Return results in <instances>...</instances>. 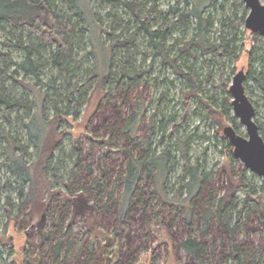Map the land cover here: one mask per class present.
I'll return each mask as SVG.
<instances>
[{
    "label": "rangeland",
    "instance_id": "obj_1",
    "mask_svg": "<svg viewBox=\"0 0 264 264\" xmlns=\"http://www.w3.org/2000/svg\"><path fill=\"white\" fill-rule=\"evenodd\" d=\"M198 1L159 0L155 6L160 14L153 18L152 28L158 25L168 28L170 22L176 20L181 12L195 10ZM153 2H150L148 7H151ZM241 2L243 0L205 1L200 10L204 16L211 17L213 22L212 27L208 28L207 39L216 41L222 34L228 38L234 36L231 30L223 31V25L231 24L241 18L243 13H246L247 17L249 8L244 2L237 10L236 5ZM55 3L61 13H65L72 18V22L79 25L80 33L74 45L69 78H72L73 84L82 83L92 75L93 71L90 72L89 69L95 68L96 64L100 69L98 45L95 44L94 35L77 15V12L81 13L79 8L67 4L64 0H55ZM91 4L99 22L101 45H109L116 40L115 37L123 40L134 34L129 49H118L115 52L112 72L120 77L121 62L124 63L128 59L131 65L137 68L139 75L132 80L126 78L119 84L113 82L94 87L93 82V86L86 91L88 98L83 101L79 111L72 110L63 115L62 127L65 133L50 160L49 173L51 177H56L52 191L55 194V206L67 205L65 213H61L67 226L73 225L69 239L81 236V226L88 230L85 247L94 254V264H189V256L179 242L185 239L191 230L194 237L209 243L211 264H231L232 247L229 237L219 228L214 216L208 222H205L204 216L207 208L215 212L218 200L225 194L229 183L227 168L232 167L236 174L245 172L247 180L254 187L260 188L264 184L262 176L248 169L234 156L230 142L224 134L225 126L229 124L240 134H247L246 127L235 114L233 97L229 90L234 75L244 68L248 74L244 84L256 109L254 119L258 125L263 126L264 135V90L252 75V72H255L259 76L262 68L258 58L264 56V37L246 28V18L239 22L235 27L236 36L233 43L236 57L224 58L223 72L215 61L208 64L207 60H211L212 55L206 54L198 45L194 44L191 51L185 48L189 46L187 43L196 31V17H189L186 29L181 27L171 30V35L163 42V55L156 54L150 38L138 32L132 10L126 9L120 3L109 4L102 0H92ZM1 34L4 38L12 40L16 36L20 37L22 33L14 32L8 27L6 32ZM256 37L259 39L256 40ZM23 38L29 45L31 41L27 33ZM13 43L16 44L17 41L13 40ZM6 50L10 53L11 60L0 63L7 73L3 75L0 72V79L14 95H24L30 101L37 97L38 100L41 96L40 90L47 91L51 80L59 74L49 63V53L43 55V62L47 64L41 70L40 80H36L21 70L19 74H13L18 67L17 63L23 60L25 54L18 48L8 47ZM193 72L198 77L200 96L191 101V111L188 112L186 122L183 91L187 90L190 80L182 73ZM209 72H212L211 80L207 79ZM225 80L228 86L225 85ZM65 81L58 77L56 87L64 90L67 86ZM24 83L30 85V88L25 87ZM48 91L51 105H46V110L47 116L52 117L55 113L52 106L57 104L58 98L52 96L54 89ZM61 94L64 96L66 93L62 91ZM206 99L210 100L213 107L229 110L220 123L206 117L209 112L203 103ZM33 106L37 110L38 106ZM58 106L67 112L68 103H58ZM137 108L142 111L137 118L136 131L132 133L126 129L124 119ZM119 112L122 113L123 121L116 117ZM21 119L23 122L28 120L23 109H16L11 114L10 123L3 109H0V229H6L2 237L6 244L1 252L2 259L5 264H79L74 260L72 253H63L60 260L54 258L47 246L51 227L50 199L45 200L44 204H37L22 197L20 191L27 190V186L19 177L13 175L6 165L10 151L15 149L7 137L16 139L20 146L28 149L26 159L29 162L36 159V149L31 145ZM173 119L177 124L186 123L178 129L177 135L170 137ZM149 143L152 147L157 145L159 150L170 152V172L167 176L164 175L163 179L155 170L151 178L143 177L138 193L141 202L138 205L132 203L136 208L135 212L126 217V224H121L118 218L119 201L124 184L122 180H118V174L127 162L122 148L127 146L140 155L145 153ZM184 153L190 159L191 165H199L200 173L205 178L201 196L198 199L193 197L192 204L196 203L197 208L190 227L186 226L185 210L180 204L185 201L188 192L187 189L179 192L189 179ZM104 169L110 175L107 192L104 197L95 199V194L87 192L84 187L87 183L90 184L94 177L100 178ZM161 192L168 194V197L179 195L175 200L179 205L172 206L167 203L162 199ZM244 194V190L237 193L239 201ZM8 198L12 200L11 218L5 206ZM174 218L177 219L176 223H173ZM257 224V220L253 218L247 226L243 225L235 240L259 246L261 236Z\"/></svg>",
    "mask_w": 264,
    "mask_h": 264
},
{
    "label": "trees",
    "instance_id": "obj_2",
    "mask_svg": "<svg viewBox=\"0 0 264 264\" xmlns=\"http://www.w3.org/2000/svg\"><path fill=\"white\" fill-rule=\"evenodd\" d=\"M64 1L80 9L81 13L77 12V15L86 24L85 27L90 33L94 35L93 39L96 40L95 44L98 45L97 48H99V59L101 60L100 69L97 64L95 68L89 69L90 72L93 71L92 75L82 83L77 82L73 84L72 78H69L74 57V45L80 33L78 23L72 22V18L65 13H61L62 11L55 3V0H0V63L11 60L10 53L6 50L8 47L18 48L24 51L25 56L21 62L17 63L18 67L13 74H19V70H21L26 75H32L36 80H40L41 70L45 64H47L43 62V55L48 52L50 55L49 63L59 73L58 77L66 80L65 82L67 83L64 90L62 88V91L66 93L63 96L61 94V88L56 87L58 77L51 80L52 83L49 89L55 90L52 96H56L58 99L57 104L54 103V106H52L55 110L54 116L49 117L47 116L46 110V105L50 104L49 100L51 98L48 94L49 89L47 91L41 89L40 98L37 100L36 97L33 101H30L29 98H26L24 95H14L4 84V81L0 79V109H3L9 123L10 116L16 109L25 110L28 120L25 122L21 120L27 130L31 145L36 149V159L29 162L26 159L28 149L20 146L16 139L7 137V140L12 143L15 149H10L11 153L8 156L9 162L6 163V165L11 173L19 177L24 185L27 186V190L22 189L20 191L22 197H26L28 201L37 204H44L45 200L47 201L50 199L49 203L51 204V210H49V217L51 219V227L49 229V237L47 238V246L54 254V258L60 260L63 253H65V255L72 253V256L75 258L74 260L79 264H94V254L86 250L85 247L89 231L84 230L81 226L79 229L81 236L77 239H69L73 225L67 226L68 224H66V220H63L64 217L61 213H65L67 205L55 206V194L52 193V191L55 182L54 179H56V177L50 176V160L65 133V129L62 127L63 115H66L72 110L79 111L83 101L88 98L86 91L93 86V82L94 87L105 86L113 82L119 84L126 78L132 80L139 75V72H137L136 67L131 65L128 59L124 63L121 62L122 65L120 70H122V75L120 77H118L117 73L114 74L112 72L114 64L113 56L115 52L118 49L122 51L129 49V45H131L134 39V34L123 40L115 37L116 40L109 45H101L98 30L99 22L91 4L92 0ZM102 1L109 4L120 3L123 4L126 9L132 10L137 23L138 32H142L150 38L156 54L164 55V47H162L164 46L163 42L171 35V30L180 29L181 27L186 29L189 25V17H196V31L193 33L191 40L187 43L189 46L185 48L191 51L194 44L198 45L206 54L212 55L211 60H207L208 64H210L211 61H215L216 65L219 66L222 71L225 67L223 62L224 58L226 56L234 57L236 55L233 47L236 36L235 27L246 18V13H243L241 18H237L231 24L223 25V31L231 30L234 32V36L231 38L222 34L218 40L210 41L207 39V31L208 28L212 27L213 22L211 17L204 16L203 12L200 10L201 6L207 0H199L198 3H196L197 7L195 10L197 9L198 11L192 9L188 12H181L176 20L170 22L171 24H169L168 28H164L161 25L155 26V28L151 26L155 15L160 14L155 6L159 0ZM150 2H153V4L151 7H148ZM243 5V2L236 5L237 10ZM8 27H11L14 32L22 33L21 36H13L14 38L12 40L4 38L1 33L6 32ZM25 33H27L31 41L29 45L24 42L23 37ZM108 33L110 36L112 35L111 32ZM258 39L259 38L256 37V40ZM13 40H16L17 43L14 44ZM250 49L248 51H250ZM102 52H104V55ZM95 56L97 58L96 49ZM126 57H128V55ZM258 59L261 60V71L259 76H257L255 72H252V75H254L253 77H255L264 90V56ZM0 72H2L3 75L7 74L4 72L1 64ZM248 72L251 74L250 68H248ZM182 75L188 76L190 80L187 90L183 91L184 119L187 122L188 114L191 111V101L194 97L200 96L198 94L200 84L194 72L193 74L182 73ZM211 75L212 72H209L207 74V79L211 80ZM222 81L224 83V80ZM20 82L23 83L24 80H20ZM225 85L228 86L226 80ZM24 86L30 88V85L26 83H24ZM228 101L231 103L230 98ZM58 103H68L67 112L62 111ZM203 103L209 110L206 117L218 123H220L221 119L225 118L229 112V110L213 107V104L208 99L204 100ZM33 104L38 106L37 110L34 109ZM141 111V108H137L124 119L126 129L130 130L132 133L136 131L137 118L140 117ZM116 117L118 120L123 121L121 112H119ZM186 122L177 124L175 119L171 120L173 128L170 137H173L172 135H177L178 129L183 127ZM259 129L262 134L263 126L259 125ZM262 136L264 137L263 134ZM229 146L231 152H233L231 143H229ZM122 151L127 157V162L125 167L121 169L118 174V180H122L124 184L122 198L119 201L118 218L121 224H126V217L134 213L136 209L132 206V203L138 205L141 202V197L138 194L140 191L139 183L144 179V176L146 178H151L154 170L157 171L156 173L159 174L161 179L164 178V175L167 176V173L170 172L169 164L171 154L165 149L159 150L157 145L152 147L151 143L147 144L144 150L145 153L140 155L135 154L127 146L122 148ZM184 157L189 179L185 185L179 189V192H181L182 189H187L188 196H186L184 198L185 201L180 204L182 205L181 208L185 210L186 226L190 227L193 221V214L197 208L196 203L192 204L193 197L198 199L199 196H201L205 178L204 175L200 173L199 165H191L190 159L186 153H184ZM228 163L231 164V161ZM227 174L229 183L226 186L225 194L218 200L215 212H212L210 208L206 209V215L204 216L205 222H208V220L214 216L218 222L219 228L229 237L232 247L230 254L232 258L231 264H264V184L260 186V188L254 187L247 180L245 172L236 174L232 167L227 168ZM109 178L110 175L104 169L102 170L100 178L94 177L93 180L90 181V184L87 183L85 185L84 190L86 189L87 192L94 193L95 199L102 198L106 195L108 187L107 181ZM65 184L68 186L67 183ZM243 190L245 191L244 197L239 201L237 193ZM112 196L113 193L110 194V198H112ZM178 198L179 195L176 194L168 197V194L162 193V199L172 206L179 205L175 201ZM11 203L12 200L8 198V203L5 205L10 218L12 209ZM115 204H117V202ZM61 207H64V209ZM144 208L145 210L147 209V207ZM60 213L62 218H60ZM253 218L257 220L258 224L256 226L260 230L261 236L259 246L257 247L248 242L241 243L235 240L236 235L243 225L247 226L249 221H253ZM176 222L177 219L174 218L173 223ZM5 232L6 229H0V264H5L1 254L3 247L5 248L6 245L2 238ZM179 245L189 256V264H211L208 254L209 243L194 237L191 230L188 231L187 237L179 242ZM260 251H262V253H260ZM246 258H248V260H245Z\"/></svg>",
    "mask_w": 264,
    "mask_h": 264
},
{
    "label": "water",
    "instance_id": "obj_3",
    "mask_svg": "<svg viewBox=\"0 0 264 264\" xmlns=\"http://www.w3.org/2000/svg\"><path fill=\"white\" fill-rule=\"evenodd\" d=\"M249 13L245 26L252 32L264 37V2L262 0H243ZM246 73L240 69L233 77L229 87L233 100L232 105L236 116L246 127V136L237 132L233 125L224 128V134L233 146L234 156L257 175L264 178V137L254 119L255 106L250 100L244 81Z\"/></svg>",
    "mask_w": 264,
    "mask_h": 264
},
{
    "label": "flooded vegetation",
    "instance_id": "obj_4",
    "mask_svg": "<svg viewBox=\"0 0 264 264\" xmlns=\"http://www.w3.org/2000/svg\"><path fill=\"white\" fill-rule=\"evenodd\" d=\"M256 34V33H255ZM244 69V68H243ZM244 71H245V69H244ZM245 73H246V78H247V76H248V74H247V72L245 71ZM246 80V79H245ZM245 82V81H244ZM246 88V87H245ZM247 91V90H246ZM250 98V97H249ZM251 100V99H250ZM252 101V100H251ZM255 114H256V109H255ZM230 125V124H229ZM259 126V125H258ZM234 127V126H233ZM235 128V127H234ZM236 129V128H235ZM237 130V129H236ZM238 132V131H237ZM239 133V132H238ZM227 138V137H226ZM228 139V138H227ZM229 140V139H228ZM230 142V141H229ZM232 145V144H231Z\"/></svg>",
    "mask_w": 264,
    "mask_h": 264
}]
</instances>
